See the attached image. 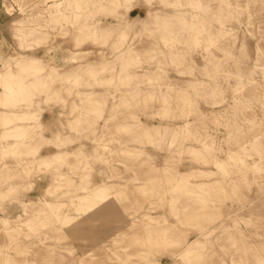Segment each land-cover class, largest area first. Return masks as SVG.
I'll use <instances>...</instances> for the list:
<instances>
[{"label":"rangeland","instance_id":"obj_1","mask_svg":"<svg viewBox=\"0 0 264 264\" xmlns=\"http://www.w3.org/2000/svg\"><path fill=\"white\" fill-rule=\"evenodd\" d=\"M4 9L0 264H264V0Z\"/></svg>","mask_w":264,"mask_h":264},{"label":"crops","instance_id":"obj_2","mask_svg":"<svg viewBox=\"0 0 264 264\" xmlns=\"http://www.w3.org/2000/svg\"><path fill=\"white\" fill-rule=\"evenodd\" d=\"M10 5V0H0V45L5 47L12 46L11 35L9 31L10 25V13H6L4 10L5 6ZM69 93V92H68ZM74 93V92H72ZM61 98L65 97L64 88L61 89ZM52 99H54L52 97ZM52 106L47 108L49 112H43L40 120V135L51 143H55L60 148H44L41 152V156L65 154L69 155L73 151L72 146H63L65 141L72 140L74 137V115L68 117L69 110L73 107L72 98L67 97L66 102L63 104L54 103ZM48 111V110H47ZM65 117H67L65 119ZM66 126V130L64 127ZM62 146V147H61ZM64 155V156H65Z\"/></svg>","mask_w":264,"mask_h":264}]
</instances>
